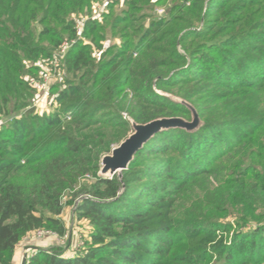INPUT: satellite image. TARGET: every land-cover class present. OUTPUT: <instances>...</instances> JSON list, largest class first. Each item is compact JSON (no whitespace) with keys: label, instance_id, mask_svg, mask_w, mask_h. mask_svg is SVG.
Instances as JSON below:
<instances>
[{"label":"trees","instance_id":"trees-1","mask_svg":"<svg viewBox=\"0 0 264 264\" xmlns=\"http://www.w3.org/2000/svg\"><path fill=\"white\" fill-rule=\"evenodd\" d=\"M101 2L0 0V264L29 232L65 234L62 195L89 174L72 193L91 197L74 210L92 226L86 251L35 248L24 264H205L209 247L220 264H262L264 0H110L92 18ZM84 16L48 90L54 109L38 113L29 80ZM158 91L191 102L202 126L155 134L122 180L97 176L130 130L121 111L141 124L187 115ZM228 215L233 241L210 246Z\"/></svg>","mask_w":264,"mask_h":264},{"label":"rangeland","instance_id":"rangeland-1","mask_svg":"<svg viewBox=\"0 0 264 264\" xmlns=\"http://www.w3.org/2000/svg\"><path fill=\"white\" fill-rule=\"evenodd\" d=\"M165 7H166V5L155 7V9H153V12H154L153 14L160 16L158 13H156L157 9L162 8V9H164V12H165ZM115 8H117V10H119L120 8H123V4L120 2V0H119L118 4L115 6ZM109 40H110V42L107 41L106 42L107 44L112 43V42H116V43L120 42V40L118 38L109 39ZM48 70H49V68H46V71H48ZM52 74H53V71H52V73L49 74V75H51V77L48 80V85L50 84V86L52 84L57 83L59 78H60V76H54ZM50 86H49V88H50ZM48 90H47V92H49ZM175 90L176 89H174V91ZM47 92L45 94H42V93H38L36 91L37 98L39 96L38 100L35 101V104L37 103L38 109H36V107H34V108L38 113H43V112L49 113V112L53 111V109H54V107L49 104V98H47L48 97ZM158 92H161L162 94H165L166 96H168L170 98H174L175 101H178V102L180 101V103L183 104L185 106V108L187 109V115L185 117L184 116H170V117H176V118H180L186 122H192L193 111H195V113L197 114L198 119L200 121V124L198 125L197 128H195L194 130H191L189 132L196 131L202 126L203 120L201 119L197 109L195 108V106L191 102L182 98L178 94L167 93V92H162V91H158ZM175 93H177V91H175ZM40 97H42V98H40ZM31 106H33V103L31 104ZM121 116L123 119L128 121L130 124V130L128 131V133L126 135V137H127L130 133L133 132V130H132L133 128L131 125L133 120L129 116V114L125 111H121ZM160 118H162V117H160ZM104 128H106V129H104L106 132H110V133L113 132L115 135H117V131H115V130H119L117 127L113 128V127L105 126ZM167 129H169V128H167ZM167 129H162L160 131H164ZM160 131H158V132H160ZM158 132H156L155 134H157ZM152 137H150V138H152ZM118 144L113 143L111 146L113 148V147L117 146ZM109 153H107V154H109ZM100 168H101V160H100ZM97 176H103L106 178H111L113 176H116L118 180H122L123 171H120L119 175H118V173H115L114 175H109V174L103 175L100 173V169H99V171L97 172ZM93 180H94V176L92 174L86 175L84 178H81V180L79 181V185L75 189L67 190L63 193L62 198H61V202L63 203V211H62L60 216H61L62 220L64 221V224L66 227L65 234L63 236L59 237L54 232L48 230L49 232H45L44 234L41 233L40 237H38V234H35L33 232L27 233L19 241V243L16 246V251H15L16 262H15V264H21L22 258L24 256H26L27 254L30 255L33 253V251H36L35 248L48 249L49 247L55 246V247H58L59 249L62 250V253L64 256L70 257V258L74 257L77 254H82L83 252L86 251V249H87L86 243L89 242V232L92 230V226L87 219L77 218V216L74 213L75 212L74 210H75L76 205L79 202V200H81L82 198H91V197L89 195L78 194L75 198H73L72 193L77 192V190H80V188H81L80 185H82L83 183L91 184ZM122 189H123V187H122ZM122 189L120 192H122ZM235 219H237V218L232 216V215H228L224 219L220 220L222 224H230L231 227L227 231H224L222 228L216 229L214 231V234H213L214 239H213V241H211L209 243L210 246H212L214 244H218L220 242L223 245H230V243L233 241L234 232L237 228V226L234 224ZM209 255H210L209 260L205 264H220L222 258L219 257V255L217 253H215V251L213 250V247H209ZM262 264H264V262Z\"/></svg>","mask_w":264,"mask_h":264},{"label":"water","instance_id":"water-1","mask_svg":"<svg viewBox=\"0 0 264 264\" xmlns=\"http://www.w3.org/2000/svg\"><path fill=\"white\" fill-rule=\"evenodd\" d=\"M175 100L174 98H171ZM180 102V101H179ZM200 121L197 114L193 111L192 122H186L176 117H162L153 119L146 123H136L132 121V130L117 146L111 148L109 154L101 158L100 173L103 175H114L125 170L128 164L133 160L135 153L143 144L152 137L156 132L167 128H182L188 131L198 127ZM26 256L22 258L21 264L25 263Z\"/></svg>","mask_w":264,"mask_h":264},{"label":"built area","instance_id":"built-area-1","mask_svg":"<svg viewBox=\"0 0 264 264\" xmlns=\"http://www.w3.org/2000/svg\"><path fill=\"white\" fill-rule=\"evenodd\" d=\"M109 2L110 0H102L101 3L95 6V9L93 10V14L91 17L100 19L102 14L106 11V7ZM163 11L164 9L160 8V9H157L156 13L161 15ZM88 18H89L88 16H84L81 20L77 21L75 24L76 25L75 28L77 32L76 38L70 41L69 40L63 41L59 49L53 53L52 57L49 59L47 63V68H49L50 71L49 70L45 71L44 74H42L39 79L31 78L29 80L30 84L36 89L38 93L45 94L47 90L49 89L50 84L48 85V80L51 77V75L49 74L52 73V71H53L52 75L59 76L60 59L65 55L66 51L72 46V44L75 43L77 39H80L82 31H83L84 23ZM38 98H36L35 101H37ZM35 101L33 102V107H36V109H38L37 103L35 104ZM45 232H49V231L43 230V229L33 231V233L38 234V237H40L41 233L44 234ZM35 252L36 251H33L32 254H34Z\"/></svg>","mask_w":264,"mask_h":264}]
</instances>
